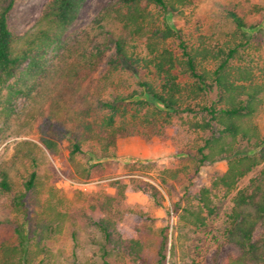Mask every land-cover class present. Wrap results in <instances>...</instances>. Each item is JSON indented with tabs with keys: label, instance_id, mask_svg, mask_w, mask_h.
Returning a JSON list of instances; mask_svg holds the SVG:
<instances>
[{
	"label": "trees",
	"instance_id": "obj_1",
	"mask_svg": "<svg viewBox=\"0 0 264 264\" xmlns=\"http://www.w3.org/2000/svg\"><path fill=\"white\" fill-rule=\"evenodd\" d=\"M15 1L0 0V120L11 114L12 100L30 92L40 82L38 87L41 89L34 96L37 104L51 102L50 107H53L61 100L65 102L103 62L110 49L106 41H94L88 35L70 40L65 38L85 0H47L34 24L22 33H14L8 23ZM192 2L116 0L98 12L95 24L97 28H103L105 24L118 26L115 51L108 57L109 71L124 64L154 68L158 83L141 82L147 98L139 100V104L147 109L154 105L159 113H185L189 125L203 133V141L198 147L200 163L226 160L225 170L211 178L210 184L193 189L196 201L182 208L179 219L186 224L205 225L216 211L215 195L234 192L224 235L236 252L227 253L221 264H264V133L256 119L264 104V67L257 74L252 64L236 63L241 49L251 38L245 15L236 9L228 11L234 23L231 38L221 44L204 43L188 49L179 30L167 21V16L182 11ZM150 5L162 13V18ZM171 36L179 38L181 55L174 54L164 45ZM142 38L147 49L145 56L136 50ZM50 50H58L57 61L51 65L53 74L49 72L47 60ZM211 62H214L212 67L208 65ZM177 67L191 81L182 82L175 72ZM211 95L214 96L208 103L201 102L202 97ZM191 100H196L194 105L197 108ZM99 104L108 112L97 123L98 129L93 122L80 119L82 130L80 138L71 141V157L81 152L82 142L90 138L104 150L115 143L119 101L101 100ZM90 109L87 103L82 112L88 115ZM40 140L51 154L57 153L58 144L52 137L43 135ZM37 147L38 143L32 140L17 141L11 165L0 162V203L5 209L23 216V220L12 221L16 239L0 241V264H33L35 253L27 248L30 241L28 231L35 233V245L44 250L42 243L52 234L62 232L67 222L72 226L74 239L79 229L94 230L97 234L94 241L103 258L114 256L121 264H151L144 254L143 242L135 232L137 223L149 217L145 207L132 211L130 219L124 223L95 207L89 212L85 208H62L59 201H54L55 194L51 192L52 200L38 211L37 220L30 217L25 197L29 191L38 189V174L32 169L24 181V190L12 195L15 183L11 169L17 162L35 164ZM258 166L259 171L239 187L240 179ZM82 174L88 176L90 173L83 169ZM136 188L146 191L142 184H137ZM166 249L167 236L162 240L153 264H176L167 262ZM217 259L214 255V264ZM184 264L196 262L192 260Z\"/></svg>",
	"mask_w": 264,
	"mask_h": 264
},
{
	"label": "rangeland",
	"instance_id": "obj_2",
	"mask_svg": "<svg viewBox=\"0 0 264 264\" xmlns=\"http://www.w3.org/2000/svg\"><path fill=\"white\" fill-rule=\"evenodd\" d=\"M46 1L16 0L8 17L10 29L14 33H22L31 27ZM115 1L85 0L64 35L67 40L88 35L94 41H106L110 45L103 62L78 91L65 102L61 100L59 104H53V107H50L51 102L40 105L34 97L41 89L38 87L40 82L30 92L12 100L11 114L7 119L0 120L1 163L11 165L17 141L38 143L34 152L35 164L31 161L12 164L15 183L12 195L24 190V181L35 169L38 189L29 191L25 197L30 217L35 220L38 211L49 203L51 192L55 194L54 201H59L62 208H85L89 212L95 207L124 223L128 222L132 211L145 207L149 217L137 223L135 232L142 240L144 254L151 264L156 262L159 246L166 236L167 262L184 264L194 260L196 264H214V255H217V264H221L227 253L236 252L224 235L234 192L228 195L218 192L215 195L216 211L205 225L186 224L179 219V215L186 204L196 201L193 189L210 184L211 178L225 170L226 160L200 163L198 147L203 141V133L189 125L185 113H159L154 105H149L147 109V106L143 108L139 104V100L147 98L141 82L158 83L153 67L124 64L117 70L109 71L108 57L115 51L118 26L105 24L103 28H97L95 18L106 5ZM150 7L162 18L157 8ZM230 9L245 15L251 34L236 63L252 64L258 74L264 67V0H193L182 11L168 14L167 21L179 30L188 49L204 43L216 45L231 38L234 23L228 16ZM179 42L177 36H171L164 45L174 54L181 55ZM137 44V53L145 56V39ZM57 53L58 50H50L47 55L51 74V65L56 63ZM213 64L208 65L212 67ZM175 72L182 82L191 81L180 72L179 67ZM46 80L51 84L48 78ZM213 96L202 97L201 102L208 103ZM101 100L119 101L120 104V112L115 118L118 128L115 143L104 150L95 139L90 138L82 142V151L71 157V141L78 140L82 130L80 119L93 122L98 129L97 123L108 112L100 106ZM190 102L194 105L196 100ZM87 103L91 109L85 115L82 108H86ZM194 106L197 108V105ZM256 119L264 133V104ZM43 135L57 141V153L51 154L47 150L40 140ZM83 169L90 174H82ZM259 169L260 166L256 167L240 179L238 186H244ZM137 184H142L146 191L136 188ZM14 219L23 220V216L5 209L0 203V241L16 239ZM34 235V232L28 231L30 241L27 248L35 253L33 264L41 261L43 264H121L117 257H102L94 241L97 234L92 229H79L74 239L72 226L67 222L62 232L52 234L42 243L44 250L35 245Z\"/></svg>",
	"mask_w": 264,
	"mask_h": 264
}]
</instances>
